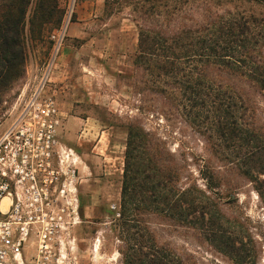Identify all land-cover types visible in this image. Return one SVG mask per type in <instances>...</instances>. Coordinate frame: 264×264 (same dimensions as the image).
<instances>
[{"label":"rangeland","instance_id":"rangeland-1","mask_svg":"<svg viewBox=\"0 0 264 264\" xmlns=\"http://www.w3.org/2000/svg\"><path fill=\"white\" fill-rule=\"evenodd\" d=\"M175 1L59 0L65 10L63 43L78 46L91 39L99 44L124 40L132 46L138 43L141 29L170 34L236 16L254 17L264 24V0H179L176 11ZM56 31L40 43H28L25 75L0 103V132L21 91L28 83L36 88L44 76L53 58L51 37ZM260 51L264 57V37ZM135 56L128 54L126 64L123 59L116 66L108 60L110 67L94 86L97 93L110 95L112 102L107 99L109 104L100 106L83 102L74 108L71 115L90 117V125L74 120L75 125L67 129L68 118H62L61 141L77 157L72 196L77 202L73 200V206L63 214L65 231L55 248L58 264H123L128 234L143 236L144 244L153 240L181 264H264V175L246 173L244 151L221 146L206 121L208 108L199 106L191 111L178 92L163 93L165 85L155 84L144 68L136 66ZM197 66L198 72L203 70L202 76L220 84L223 91L228 89L242 98L247 109L242 112L243 124L264 140V90L235 67L205 70L201 64ZM49 87L59 105L57 83L48 84L46 91ZM80 93L83 98L89 96L86 89ZM100 120L134 129L139 137L133 139V155L146 165L161 168L166 189L178 195L188 192L197 203L210 204L211 213H205L203 226L186 223L179 210L172 215L167 205H160L166 211L147 210L155 208L147 204L150 202L140 205L144 210L133 212L127 225L126 220L118 219L112 206L122 213L128 138L111 134L99 145L104 129L97 122ZM112 139L117 143L123 140V146L109 144ZM196 215L202 220L199 212ZM211 220L227 245L219 237L214 239Z\"/></svg>","mask_w":264,"mask_h":264},{"label":"trees","instance_id":"trees-1","mask_svg":"<svg viewBox=\"0 0 264 264\" xmlns=\"http://www.w3.org/2000/svg\"><path fill=\"white\" fill-rule=\"evenodd\" d=\"M175 11L181 1H175ZM178 3V4H177ZM144 14H147L145 12ZM65 10L59 0H0V103L5 94L25 75L27 47L29 42L40 43L54 30H60ZM264 24L254 17L236 16L220 18L197 29L165 33L141 29L135 65L144 68L155 84H163V93H179L191 111L199 106L208 108L206 121L221 146L244 151L242 164L246 173L264 175V140L243 124L247 109L242 98L223 91L220 84L202 76L198 64L209 67L232 66L241 76L264 90V57L260 51ZM194 63L196 65H194ZM201 116L199 119H202ZM133 128L128 129L124 180L121 192L122 213L119 220H132L133 212L144 210L140 205L155 206L156 212L166 211L178 215L190 225L205 224L210 204L197 203L190 193L181 195L166 189L161 168L145 164L133 155L135 138ZM133 162V163H131ZM140 201L139 205L136 202ZM199 212L201 218L196 214ZM210 229L215 238L228 244L211 220ZM129 227V226H128ZM128 231V228H127ZM143 236L128 234L123 264H181L168 251L159 248L151 240L144 244Z\"/></svg>","mask_w":264,"mask_h":264},{"label":"built area","instance_id":"built-area-1","mask_svg":"<svg viewBox=\"0 0 264 264\" xmlns=\"http://www.w3.org/2000/svg\"><path fill=\"white\" fill-rule=\"evenodd\" d=\"M65 30L52 35L53 58L36 88L19 94L0 132V264H58L55 251L73 206L77 157L61 141L62 114L46 91ZM119 218L116 205L112 206Z\"/></svg>","mask_w":264,"mask_h":264},{"label":"crops","instance_id":"crops-1","mask_svg":"<svg viewBox=\"0 0 264 264\" xmlns=\"http://www.w3.org/2000/svg\"><path fill=\"white\" fill-rule=\"evenodd\" d=\"M123 35L124 34H122V37ZM137 52L138 43H134L130 46L124 40H120L119 42L106 41L103 44H99V42H95L91 39L90 41H82L78 46L68 43L62 44L55 65L49 76L51 82L54 81L57 83V94L60 98L59 109L62 116L65 119L68 118V122L66 123L67 129H70L71 126L75 125L74 120H80L87 126L90 125V117L79 118L71 115L74 108L81 107L83 102L92 103L95 106H100L102 103L109 104L107 99L112 102V97L110 95H104L101 92L97 93V90H94L96 83L100 80L102 81L104 77L102 75L103 71L105 72L106 69L110 67L108 65V60L113 62V65L116 66L124 59V63L126 64L127 59H129V57H127L128 54H137ZM104 81H106V78H104ZM72 89H74L75 92L72 91ZM81 89H86L89 96L84 94L83 98V94L80 93ZM77 90L79 92H76ZM97 122L104 126L99 145L104 138L108 139V136L111 134H122L126 135L128 138V130L126 128L111 126L101 120ZM92 128H96V126L93 125ZM120 141L121 143H117V141L112 139L109 144H122L123 146V140Z\"/></svg>","mask_w":264,"mask_h":264}]
</instances>
